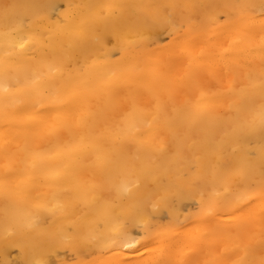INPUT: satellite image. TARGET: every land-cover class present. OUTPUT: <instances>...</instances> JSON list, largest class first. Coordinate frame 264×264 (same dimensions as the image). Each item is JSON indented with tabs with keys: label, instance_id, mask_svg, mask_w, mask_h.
Returning a JSON list of instances; mask_svg holds the SVG:
<instances>
[{
	"label": "bare ground",
	"instance_id": "obj_1",
	"mask_svg": "<svg viewBox=\"0 0 264 264\" xmlns=\"http://www.w3.org/2000/svg\"><path fill=\"white\" fill-rule=\"evenodd\" d=\"M236 1L0 0V264H264V15Z\"/></svg>",
	"mask_w": 264,
	"mask_h": 264
},
{
	"label": "rangeland",
	"instance_id": "obj_2",
	"mask_svg": "<svg viewBox=\"0 0 264 264\" xmlns=\"http://www.w3.org/2000/svg\"><path fill=\"white\" fill-rule=\"evenodd\" d=\"M263 1L264 0L260 1L261 5H259V8L258 7H250V5H247L248 11H251L253 14H257V15H259V14L261 16H262V14L264 15V2ZM236 2H240V0L236 1ZM236 2L234 4H232V5L235 6ZM63 8H64V4L63 3H59L57 5L54 13L57 10H60V9H63ZM166 9L168 10L167 7H164L163 11L166 12ZM180 9H181L180 13L175 14L176 15L175 17H173V15L170 17L171 18L170 22H173L172 24L174 25V29L176 28L175 30H177L178 33H182L183 30H186V29L190 28L188 26H190V24L193 23V22L200 23L201 26H202L203 23H206V27H207V24L209 26V23L210 24H212V23L214 24L215 23L216 26H211L210 25L208 27L209 29L208 28L207 29L210 30V31L212 29L217 31V27L218 26H219L218 27L219 29L222 28V27H225V25L228 22L227 18L228 17L229 18H233L234 14H235V12H234L235 9L233 7H229V5L227 6V5L223 4V3H217L212 8H208V10H207L208 13L206 12V15L208 17L206 15L204 17H201V15L199 13H194V14H192L190 16H185V15H183V12H182L183 8L181 7ZM256 11H258V12H256ZM168 12L169 11H167L166 13H168ZM191 17L194 19L193 21H192ZM229 18H228V20H230ZM207 21L209 23H207ZM222 22H224V23H222ZM185 23L187 25H185ZM201 26H199V27H201ZM203 27H205V26H202L201 29H202V31H205V30H203ZM165 28L168 31L165 30ZM204 29H206V28H204ZM164 31H165L166 34L164 33ZM171 32L172 31H169V29L167 27L159 29L157 34L153 38L148 39L149 46H153V45H155V43L158 44V45H161V44L165 45V44L169 43L170 39L174 36L173 32L172 33ZM153 39H155L156 42ZM105 40H106V46H108V47L110 46L111 47L113 45V39L111 37H107ZM150 40H151L152 43L149 42ZM162 41H164V43H162ZM118 55H119V52H115V53L112 54V57L116 58V57H118ZM252 146H253V143L250 141L249 142V148L250 149L248 151V154L250 156H254L255 155V152L253 151ZM189 170L191 172H194L195 166L192 164L190 166ZM254 186H255V182L252 181L249 184V188H253ZM195 199L196 198H194V197H190V198H185V199H183L181 201L180 209L177 211L178 214H179V218H178L177 222L183 221L182 218H181L183 214L197 212V210L199 208V202L196 201L197 199L196 200ZM181 210H184L183 214H182ZM75 214H77V216H78L81 213L76 212ZM155 220H156L157 224H159L161 226L167 225V224H169L171 222L169 214L167 212H165V211L162 212L159 216H156ZM41 225L44 226V227H48L49 226L48 219H45V220L43 219L41 221ZM68 229H69V231H72L70 226H68ZM130 233H131L132 237H137L138 234L140 235L139 228L132 227ZM55 253H56V256L52 257V260H51L50 264H72V263L74 264V263H76L79 260H84V261L91 260L93 258V256H94V254H95L93 251H85V252L80 253L77 250H73L71 247H68V246H62V247L56 248ZM16 254H17V249L16 248H11V249L8 250L9 257L12 258ZM80 256H81V258H80ZM82 257H83V259H82ZM16 264H25V263H23L21 261H17Z\"/></svg>",
	"mask_w": 264,
	"mask_h": 264
}]
</instances>
